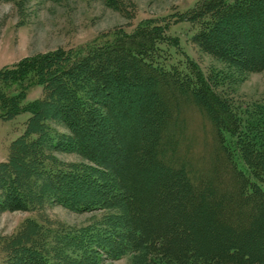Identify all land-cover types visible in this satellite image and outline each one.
I'll return each instance as SVG.
<instances>
[{"label": "trees", "instance_id": "trees-1", "mask_svg": "<svg viewBox=\"0 0 264 264\" xmlns=\"http://www.w3.org/2000/svg\"><path fill=\"white\" fill-rule=\"evenodd\" d=\"M180 18L198 29L191 42L201 52L242 74L264 71V0H200ZM162 44L179 46L180 40L168 36L167 25L146 21L83 52L60 55L64 63L45 65L49 74L37 79L46 99L25 106L22 90L9 91L17 82L0 79V120L32 114L0 165V210L28 211L29 194L42 191L46 179L56 203L124 208L126 215H117L125 216L124 231L93 237L115 245L107 249L112 257L131 254L133 264H264V101L236 103L218 90L227 75H207L191 58L168 68ZM31 72L20 66L7 74L22 83ZM48 119L71 133L58 137L54 149L71 148L94 171L110 173L118 189L98 175L42 164L45 175L38 173L41 181L30 192L14 155L21 153L18 143L34 144L44 135ZM78 187L89 188V201L67 195ZM22 258L54 264L39 251Z\"/></svg>", "mask_w": 264, "mask_h": 264}, {"label": "rangeland", "instance_id": "rangeland-1", "mask_svg": "<svg viewBox=\"0 0 264 264\" xmlns=\"http://www.w3.org/2000/svg\"><path fill=\"white\" fill-rule=\"evenodd\" d=\"M199 1L0 0V79L9 78L11 85L17 82L9 91L16 90L18 94L22 90L24 106L42 100L45 87L37 84V79L49 74L45 71V65H49V68L62 65L64 58L60 55L67 58L73 53L87 50L94 43H102L116 34L131 33L142 23L152 21L167 25L168 36L180 40L179 46H161L165 50L163 54L167 58L165 65L168 68L175 64L185 65L186 60L191 58L207 75L225 73L227 79L218 90L236 103L245 105L264 101V71L242 74L192 44L191 38L198 29L194 24L183 22L180 15L195 8ZM20 66H31L33 71L23 84L7 74ZM86 88L83 86L80 93L86 94ZM4 100L2 98L0 101V117L3 115L1 106ZM30 117L31 113L23 111L8 120H0V165L8 161L12 143L24 136ZM42 121L48 127L42 132L44 135L41 134L34 144L18 143L21 153L14 155L18 177L24 179L29 188L32 187L30 192L41 181L38 180V173L45 175L41 172L42 164L91 177L98 175L103 183L118 189L110 173L106 176L102 171H94L95 165L72 152L71 148L67 149L68 152L56 151L54 148L58 137L59 140L68 139L71 133L58 119ZM35 125L39 127L40 124L37 121ZM51 135L53 140L47 142ZM38 136L35 133L33 138ZM67 145L70 144L64 147ZM40 185L44 186L42 191L29 194L28 211L0 210V264H26L22 257L36 251L54 264H133L131 254L119 259L118 256L112 257L107 249L115 248L113 243L103 239L101 242L99 237L93 239L103 232L111 239L124 231L125 216L117 217L126 215L124 208L91 207L81 210L74 208L75 205L70 206L72 199L67 202V198L64 203L69 206H65L53 200L54 194H49L52 191L46 179ZM88 190V187H78L67 192V195L76 196L79 202H87L90 200ZM76 206H79L78 203ZM116 220L118 224H114ZM20 254L23 255L21 258L18 257Z\"/></svg>", "mask_w": 264, "mask_h": 264}]
</instances>
